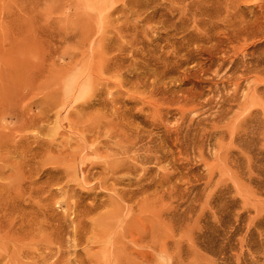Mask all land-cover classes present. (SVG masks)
I'll list each match as a JSON object with an SVG mask.
<instances>
[{
	"label": "rangeland",
	"instance_id": "rangeland-1",
	"mask_svg": "<svg viewBox=\"0 0 264 264\" xmlns=\"http://www.w3.org/2000/svg\"><path fill=\"white\" fill-rule=\"evenodd\" d=\"M16 230L62 264H264V0H0Z\"/></svg>",
	"mask_w": 264,
	"mask_h": 264
},
{
	"label": "bare ground",
	"instance_id": "bare-ground-1",
	"mask_svg": "<svg viewBox=\"0 0 264 264\" xmlns=\"http://www.w3.org/2000/svg\"><path fill=\"white\" fill-rule=\"evenodd\" d=\"M115 211V210H114ZM119 213V212H118ZM108 215V214H107ZM118 215V214H117ZM109 216V215H108ZM77 217V216H76ZM107 217V216H106ZM110 220L111 219H116V213L115 214H112V215H110ZM118 217V216H117ZM108 221V220H107ZM73 222V221H72ZM98 222L99 221H97V224H98ZM111 222L112 221H110V222H108V223H106V221H105V224H107L106 225V227H105V224H103V227L102 226H99V227H102V229H101V231H100V234L99 235H97L98 233L96 232V236H93V242L91 241L90 242V240H88V239H82V237L79 239V235H78V239H74V241L76 242V244H74L73 243V245H72V247L73 248H75V247H77V245L80 243V240L82 239L83 241L82 242H85L86 244H90V248L88 249L89 251L94 247V246H92V244L91 243H93V245L94 244H99V243H103V244H105V243H107L106 241V237L108 236L107 234L110 232L108 229L110 228V227H108L109 225H111ZM46 223V222H45ZM101 223V222H100ZM95 225H96V223H94ZM102 224V223H101ZM109 224V225H108ZM42 225V224H41ZM70 225V224H69ZM74 227V226H73ZM94 227H97V225L96 226H94ZM107 227H108V229H107ZM20 228H21V226H20ZM16 229V228H15ZM22 230H23V228H21ZM21 229H19V230H21ZM29 229V228H28ZM19 230H16V231H18L17 233H15V234H17V235H15V239H13V240H11L12 241V244L11 245H8V246H6V247H4V248H2L3 250H1V252H0V260H2L1 262H3V260H6L5 258H8V259H11V258H13L14 256H18V257H20V259H25V260H28V262L27 261H25V262H27V264H62L63 263V261H65L64 260V256H63V253H62V248H63V246H64V241L62 240V238H61V236H63V235H61V233L59 234V235H54V236H51V238H49V239H43L42 241H35L36 239H37V236L35 235L36 233L34 232H25V231H19ZM108 230V231H107ZM29 231V230H28ZM37 231V230H36ZM39 231V230H38ZM23 232H25V233H23ZM108 232V233H107ZM41 233V232H40ZM63 233V232H62ZM107 233V234H106ZM117 233V232H116ZM146 233H147V231H146ZM54 234V233H53ZM111 234V233H110ZM74 235H77L76 234V231H75V234ZM112 235V234H111ZM106 236V237H105ZM116 237H119L118 236V234H117V236ZM115 237V238H116ZM138 237V236H137ZM39 238V237H38ZM114 238V239H115ZM134 237L132 236V239H133ZM131 239V240H132ZM27 240H30L31 242L32 241H35L34 242V245H33V247H31L32 248V250H30V251H27V250H25L24 249V247L26 246V245H29L28 243H26V241ZM10 241V240H9ZM69 241V240H68ZM115 243V242H114ZM33 244V243H32ZM115 245V244H114ZM114 245H112V249H115L114 248ZM116 246V245H115ZM30 249V248H29ZM116 249H117V247H116ZM116 251V250H115ZM88 252V251H87ZM75 254H77L76 252H75ZM90 252H89V256L87 255V253H86V256L87 257H89V258H86V260H84V261H79V263L80 264H93V260H92V258L91 257H93L94 256V254L92 255L91 254V256H90ZM79 256H80V254H78ZM77 255V256H78ZM108 256V255H107ZM146 256H147V254H146ZM112 257V256H111ZM15 258V257H14ZM19 259V260H20ZM112 259V258H111ZM13 260V259H12ZM51 260H52V262H51ZM96 260V259H95ZM113 260V259H112ZM111 260V261H112ZM99 260H96V262H94V264H101L100 262L101 261H99ZM22 262V261H21ZM15 263V262H14ZM102 263H104V262H102ZM16 264H23V263H19V261H18V263H16ZM26 264V263H25Z\"/></svg>",
	"mask_w": 264,
	"mask_h": 264
}]
</instances>
